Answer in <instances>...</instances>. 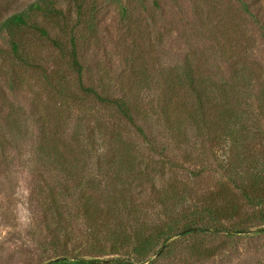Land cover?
<instances>
[{
    "label": "rangeland",
    "instance_id": "374dc122",
    "mask_svg": "<svg viewBox=\"0 0 264 264\" xmlns=\"http://www.w3.org/2000/svg\"><path fill=\"white\" fill-rule=\"evenodd\" d=\"M42 1L0 0V264H264V204L237 188L254 184L264 202V110L253 100L264 0H45L57 18L39 13L15 38L2 27ZM236 64L244 78L228 93ZM190 68L200 97L182 79ZM81 87L121 97L131 123ZM52 146L81 150L76 168ZM168 228L176 235L149 258L133 254L138 237ZM115 242L126 248L111 252Z\"/></svg>",
    "mask_w": 264,
    "mask_h": 264
},
{
    "label": "trees",
    "instance_id": "16d2710c",
    "mask_svg": "<svg viewBox=\"0 0 264 264\" xmlns=\"http://www.w3.org/2000/svg\"><path fill=\"white\" fill-rule=\"evenodd\" d=\"M41 4H32V6L30 7L28 12L22 13V14H16L13 15L11 17H9L5 23L2 25V27L4 29H6L8 32H11V34L14 36V38L16 36H20L23 34V32H30L31 30L35 29V25L31 19V17L38 15L39 13L42 15L43 18H47L49 16H53L54 18H57L59 16V10H57L53 4H47L45 2V0H43ZM77 8H80L79 6ZM81 10V9H80ZM122 14L124 15L123 17H125V12L122 10ZM93 17L90 16V20H92ZM90 26V30H92V24L89 25ZM40 30V29H38ZM42 36H46V32L43 30L38 31ZM21 42V39L18 38L16 40H11L10 41V45H11V50L12 52L15 54L14 56L17 59H20L19 56L16 55V52L18 51V46ZM71 42H73V39H71ZM20 47V46H19ZM75 53L74 51L71 52V57H72V62L73 64H76V60H75ZM213 58L211 57L210 60H212ZM24 65V63H23ZM79 70V69H78ZM173 72V70H171ZM182 79H185L187 82H189L188 84L190 86H193L194 91H195V95L200 97L202 95V93L205 91L202 87H200L198 84V79H200L199 77H201V75H199V72L197 71V69L195 68L193 70V68H190L187 70V72L185 70H183L182 72ZM249 75H251V73L249 72ZM230 76V81L229 82H223L225 83L224 86L228 87L227 85L233 86L232 88H237L236 84H238V82L240 80H242L243 74L241 73L240 70V66L238 64H236L234 67H232V73L229 74ZM181 77V76H180ZM180 77H173L172 78V74L169 73V75L167 76V80H166V86L172 88V89H179V85L176 82V80H179ZM176 79V80H175ZM196 79V80H195ZM217 86V85H216ZM245 86V85H244ZM244 86L240 87L244 89ZM222 87V86H221ZM246 87V86H245ZM251 87V86H250ZM200 88H202L203 90H201ZM247 88V87H246ZM80 90H83L84 93H88V95H91L92 99H96L99 102H102L104 105L111 107L112 109H115V113L122 118L123 120H128L131 123V117L129 115V111H128V107L126 106V103L123 101V99L121 97L116 98V99H109L107 97H103L100 95H97L95 93V91L91 88H84L81 87ZM245 90V89H244ZM230 91V87H228L227 92L229 93ZM251 91V88H249L247 90V92ZM256 106L259 107V109L264 110V80L260 83V91L257 93V96L254 97ZM252 100V101H253ZM230 105L229 103L227 104V106ZM229 109V106L227 107V110ZM184 114L190 117L195 116L194 111L190 112L189 110H184ZM230 116L227 117H223L220 120H226L227 123L229 121ZM205 126H203L202 130H204ZM233 134V129H227V131L223 132V134L221 135L222 139L228 138L229 140H231L233 138L232 136ZM117 140L119 141V136L116 137ZM215 138V137H214ZM116 141V139L114 140ZM232 141V140H231ZM93 141H91L92 143ZM114 144V143H113ZM112 146V151H114L115 153H118L119 151L122 152V149H119L122 145H108L107 147ZM50 150L55 151V154L57 156V158H53L55 160H58L61 162L62 166L63 165H68L71 166V169L76 168V166L78 165V159L80 158V154L82 153L81 150H74V149H67L68 151V157H62L61 156V152H59V150L54 146L50 147ZM40 153L46 155L40 148H39ZM124 152V151H123ZM66 155V153H65ZM119 156H117L116 158L118 159ZM123 155H120L119 161L121 160V167H125V168H130L132 165L129 164H133L134 162H128L125 157H123ZM129 163V164H128ZM73 168V169H74ZM123 170V169H122ZM129 173V172H128ZM237 188H239L242 191V196L244 198V200L246 201V204L249 205H254V206H262L264 204V202L262 201V199L259 198H254L253 196L250 195V192H252V190L255 188L254 184H249L247 185V187L245 188V190L242 189V185H237ZM247 190H249V193H247ZM216 210V209H215ZM203 214H207V215H214V206H210V210L207 209L206 211H203ZM221 216H224V213L220 212ZM212 217V216H209ZM229 217V219H232V214L229 213V215L227 216ZM261 217L264 223V211L261 213ZM201 230L199 226L196 227H191V226H185L183 228V230L180 232L182 234L188 233V232H195V230ZM220 229H214V232H218ZM236 233H240V232H236ZM232 234V233H229ZM176 234H174L172 232L171 229H167L165 230H157L154 234L152 235H147V236H140L137 238V240L135 241V245H133V254H135L137 257H139L140 259H145V258H149V256L154 253V249L157 248L159 245L163 246L171 237L175 236ZM122 239H124V235L123 236H118ZM119 248H126L125 245L120 246V244L117 242L113 243V245L111 246L110 251L113 253H118ZM158 252V251H157ZM156 252V253H157ZM98 263V261L93 260V261H86L84 259H78L75 260L71 263H64V264H96ZM115 264H133V263H124L123 261H116Z\"/></svg>",
    "mask_w": 264,
    "mask_h": 264
}]
</instances>
